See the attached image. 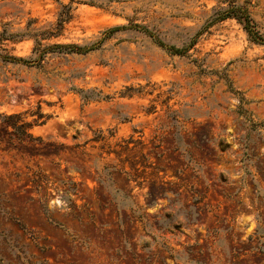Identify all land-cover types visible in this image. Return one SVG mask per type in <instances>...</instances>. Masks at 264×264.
<instances>
[{"label": "rangeland", "instance_id": "1", "mask_svg": "<svg viewBox=\"0 0 264 264\" xmlns=\"http://www.w3.org/2000/svg\"><path fill=\"white\" fill-rule=\"evenodd\" d=\"M77 1L49 43L86 44L132 21L181 46L223 7ZM234 1L264 35V0ZM59 3L0 0V31L48 27ZM8 46L27 57L32 41ZM190 54L225 69L250 122L223 80L132 30L41 69L0 62V114L47 117L31 130L41 143H0V264H264V45L227 20ZM72 86L109 99L83 104Z\"/></svg>", "mask_w": 264, "mask_h": 264}, {"label": "trees", "instance_id": "2", "mask_svg": "<svg viewBox=\"0 0 264 264\" xmlns=\"http://www.w3.org/2000/svg\"><path fill=\"white\" fill-rule=\"evenodd\" d=\"M220 3L223 4V7L215 9L201 28L181 46L166 43L152 28L132 21H129L127 25L107 28L100 32L95 40L86 44L49 43L51 39H57L63 36L65 26L73 19V12L76 9L75 6L81 4V2L77 0H68L66 4L59 3L60 10L57 13L56 20L48 27L33 28L32 25L35 23V20H28L23 31L12 33L4 26L0 31V62L10 65H20L26 68L41 69L46 59L50 56L85 55L89 52L101 49L104 43L116 33L132 30L149 38L154 45L164 50L166 53L190 59V61L200 69L201 73L213 74L223 80L227 90L239 100L238 114L246 117V112L242 109L244 100L240 97V94L232 88L225 73V69L221 71H207L203 69L202 64L199 63L197 59L192 58V54H190V51L197 45L200 37L207 32L209 28L227 20H234L240 25L250 42L264 45V35L260 33L256 23L253 21L246 2L238 4L234 0H221ZM23 40L32 41L30 55L27 57H17L12 54V48L8 45L16 44ZM70 90L79 95L83 104L90 101H106L109 99L108 96H103L95 89L81 90L72 86ZM132 91L133 89L126 88L125 92L121 94V97L130 98ZM27 114V112L10 115L0 114V143H3L8 148H13L15 146L13 142L19 144L41 143V139L34 137L31 130L34 126L43 124L47 117L40 112L29 113V116L36 117L31 122H27L25 120ZM246 118L250 122V119H248V117ZM252 126L253 127L250 128L252 130L255 129V125L252 124ZM98 182L102 184L103 181L99 178Z\"/></svg>", "mask_w": 264, "mask_h": 264}]
</instances>
